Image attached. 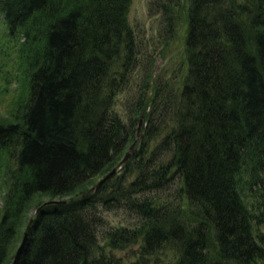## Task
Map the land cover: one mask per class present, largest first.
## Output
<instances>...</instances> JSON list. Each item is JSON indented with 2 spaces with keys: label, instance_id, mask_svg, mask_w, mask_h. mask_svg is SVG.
<instances>
[{
  "label": "trees",
  "instance_id": "obj_1",
  "mask_svg": "<svg viewBox=\"0 0 264 264\" xmlns=\"http://www.w3.org/2000/svg\"><path fill=\"white\" fill-rule=\"evenodd\" d=\"M132 3L0 0V264L26 233L19 264H264V0H186L182 81L146 75L125 121ZM120 210L137 223L103 234Z\"/></svg>",
  "mask_w": 264,
  "mask_h": 264
},
{
  "label": "rangeland",
  "instance_id": "obj_2",
  "mask_svg": "<svg viewBox=\"0 0 264 264\" xmlns=\"http://www.w3.org/2000/svg\"><path fill=\"white\" fill-rule=\"evenodd\" d=\"M179 2L180 6L177 11L183 9L185 13L182 15V21L178 24L179 26L175 28V32L171 33L163 23L164 8L168 6L167 0H133L129 21L139 41L140 66L135 72L132 88L119 96L116 105L117 112L125 121H128L132 113L134 114L135 104L133 101H137V94L149 75L152 84L157 83L161 79L164 83L170 82L175 86L182 81L181 77L185 75L186 0H179ZM5 34L6 27L0 15V44L5 39L3 37ZM4 54L5 51L0 46V64L1 62H5L7 65L6 69L12 71V64L16 62V57L5 58ZM1 85L4 86V82H1ZM12 86L9 92L2 98L3 101L0 100V118L7 116L8 110L12 105L13 93L11 91L15 88V86ZM3 195L4 191L0 183V210L3 206ZM44 201H48L47 198ZM35 214L36 210L33 209L29 216L33 217ZM105 217L107 224L101 231L102 233L120 224L137 223V221L128 216V213L122 210L108 212L105 214ZM135 250H137L136 247ZM118 254L126 256L128 251L119 252Z\"/></svg>",
  "mask_w": 264,
  "mask_h": 264
},
{
  "label": "water",
  "instance_id": "obj_3",
  "mask_svg": "<svg viewBox=\"0 0 264 264\" xmlns=\"http://www.w3.org/2000/svg\"><path fill=\"white\" fill-rule=\"evenodd\" d=\"M142 120L140 121V126H139V130H140V128H141V126H142ZM134 149V145L131 147V149H130V151L127 153V155L125 156V158H124V160L118 165V167L117 168H115V169H113L110 173H108L101 181H99V183L94 187V190L95 191H98L99 189H100V187L108 180V179H110L112 176H114L116 173H117V171L119 170V169H121L122 168V166L124 165V163L129 159V157H130V155H131V152H132V150ZM28 236H29V234L28 233H26L25 234V236H24V238H23V240H22V243H21V245H20V247L18 248V251H17V253H16V256H15V259H14V262H13V264H19V261H20V259H21V256H22V254H23V251H24V249H25V247H26V244H27V242H28Z\"/></svg>",
  "mask_w": 264,
  "mask_h": 264
},
{
  "label": "bare ground",
  "instance_id": "obj_4",
  "mask_svg": "<svg viewBox=\"0 0 264 264\" xmlns=\"http://www.w3.org/2000/svg\"><path fill=\"white\" fill-rule=\"evenodd\" d=\"M102 227V226H101ZM102 231V230H101ZM104 234V233H103Z\"/></svg>",
  "mask_w": 264,
  "mask_h": 264
}]
</instances>
